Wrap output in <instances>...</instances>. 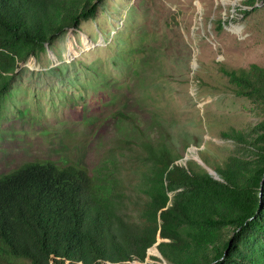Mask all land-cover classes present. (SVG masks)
<instances>
[{
    "label": "rangeland",
    "instance_id": "1",
    "mask_svg": "<svg viewBox=\"0 0 264 264\" xmlns=\"http://www.w3.org/2000/svg\"><path fill=\"white\" fill-rule=\"evenodd\" d=\"M253 64L264 68V0H103L15 70L0 115V175L51 160L105 182L143 141L210 172L201 155L246 162L264 100L238 93L222 69ZM145 263L168 264L155 247Z\"/></svg>",
    "mask_w": 264,
    "mask_h": 264
},
{
    "label": "trees",
    "instance_id": "2",
    "mask_svg": "<svg viewBox=\"0 0 264 264\" xmlns=\"http://www.w3.org/2000/svg\"><path fill=\"white\" fill-rule=\"evenodd\" d=\"M102 2L0 0V115L18 65ZM222 72L264 100V68ZM251 139L246 162L201 155L218 178L162 142L120 151L105 182L77 164L27 161L0 175V264H149L152 247L168 264H264V120Z\"/></svg>",
    "mask_w": 264,
    "mask_h": 264
},
{
    "label": "water",
    "instance_id": "3",
    "mask_svg": "<svg viewBox=\"0 0 264 264\" xmlns=\"http://www.w3.org/2000/svg\"><path fill=\"white\" fill-rule=\"evenodd\" d=\"M208 172L211 174V175H213L214 176V171H212V172H210L209 170H208ZM215 175L216 176H214L215 178H218V176H217V174L215 173ZM158 243V241L156 242V244ZM156 249V248H155ZM156 252L159 254V252L156 250ZM160 255V254H159Z\"/></svg>",
    "mask_w": 264,
    "mask_h": 264
}]
</instances>
